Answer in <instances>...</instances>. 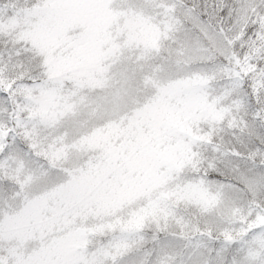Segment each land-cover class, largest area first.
Wrapping results in <instances>:
<instances>
[{"label":"snow or ice","instance_id":"1","mask_svg":"<svg viewBox=\"0 0 264 264\" xmlns=\"http://www.w3.org/2000/svg\"><path fill=\"white\" fill-rule=\"evenodd\" d=\"M0 264H264V0H0Z\"/></svg>","mask_w":264,"mask_h":264}]
</instances>
